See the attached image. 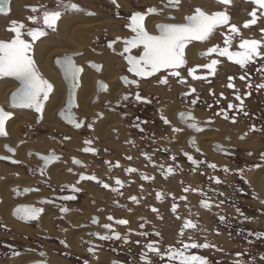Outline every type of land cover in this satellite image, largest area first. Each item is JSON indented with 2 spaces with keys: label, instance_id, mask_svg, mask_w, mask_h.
Returning <instances> with one entry per match:
<instances>
[{
  "label": "flooded vegetation",
  "instance_id": "obj_1",
  "mask_svg": "<svg viewBox=\"0 0 264 264\" xmlns=\"http://www.w3.org/2000/svg\"><path fill=\"white\" fill-rule=\"evenodd\" d=\"M101 1H105L108 4L110 0ZM68 2L76 3L70 0L65 3ZM241 2L245 4V7L240 8L239 11H245L248 19L241 23L231 22L232 20H230L228 25H224L221 30L218 29L212 34L211 40L204 41L207 47L202 52H207L209 48L216 45H219L221 49L225 47L224 40L229 37V29L233 24L239 29V34L233 38L230 51L239 50L238 45L241 38L245 37L244 33H248V36L244 39L264 40V32L261 31V29H264V17H261V12H264V9H258L252 3V0H241ZM77 4L85 8L84 5ZM32 7L35 6L25 7L30 12V16L34 15L31 12ZM253 9H257V23L255 25L250 24L248 28H244L243 25L252 19L250 13ZM89 10L90 12L92 11L91 9ZM88 12L85 10V12L81 13L89 16ZM229 15L234 17V13ZM35 26L37 25H33V27ZM10 27L7 28V31ZM8 32L13 35L10 31ZM138 54L135 53L134 55ZM200 57L202 60L206 59V61L202 63L188 61L186 66L178 69L188 81L187 85L179 83V77H169L167 85L159 84L157 82L158 78L167 75L165 71H161L152 77L140 78L132 77L124 70L121 78L127 76L129 80H137L139 87L136 84L126 85L121 79L122 84L126 87L125 92L122 93L118 100L101 102L100 97L102 95L95 96L94 101L91 102L92 106L99 103L97 107L100 110L115 115L121 120L120 127L111 131V139L113 142L121 144L124 147L123 149L121 147L120 149L109 148V146L106 147V145L101 144L93 128L88 127L89 124L93 126L95 120L93 121V118L90 117H82L79 112L73 110L72 112H74L77 122H81L83 125L80 131L82 133L86 132L82 137L83 146L78 149L86 157V161L84 162L78 157L59 150H53L48 153L49 155L41 154V156L53 154L59 156L60 159L50 162L51 164L49 163L47 168L53 164H70L68 169L66 168L61 172L71 175L76 180L72 182L70 180L63 185H56L45 177L47 168L43 174L41 173L40 169L44 167L42 160H40V166L32 169L29 165H23L25 166V170L23 169L24 173L37 179L36 186L31 189H38V191H35L37 193L42 189L52 192V194L39 197L35 203L37 207L33 205H22L20 207L42 208L43 212L40 216L44 214L45 210L53 212L54 215L58 214V216H54L53 223L55 218L58 217L57 220L62 219L65 221L66 226L71 227L63 232L53 234L58 239V241L56 240L58 243L64 240L68 244L66 238H64L68 231L76 232L82 230L85 232L77 238L78 250L69 244L66 247L70 251L68 256L70 261L55 257L52 254L45 256L36 254L38 261H56L55 264H78L79 262L84 264L87 260L89 264H93L98 263L99 257L105 253L111 258L110 264H145V261L141 259L142 256H146L151 264H168L166 257L161 260L155 253L149 252L145 245L152 243L156 248L161 249V252H164L169 247L182 248L183 244L180 241L183 240V243H189L188 236L191 235L197 243L207 242L210 244L207 249L190 250V254L206 258L209 264H248V234L251 233L255 237H258L257 234H259L248 228V218L250 217L248 215V197L251 199L257 198L256 191L250 182V175L253 171L264 169V89L255 87L259 83H264V75L261 74V71H258V69H264V60L258 59L255 63L242 69L239 65L229 61L227 57L218 56L216 53ZM121 58L124 57L121 55ZM211 59L219 61L215 74H210L209 69L204 66L210 63ZM189 69H195L192 76L188 75ZM241 75L245 76V80H240L239 77ZM194 76L201 77V79H193ZM229 77L233 78L231 83L234 84V88L227 87L230 82ZM142 82L146 83L148 87L156 88L154 90L156 93L148 94L142 88ZM198 84L203 86H198ZM248 84H252L253 87L249 88ZM189 86L195 87L196 92L190 96H185V92L190 90ZM159 88L165 89L166 95L162 94V90ZM174 90H176L175 97L171 98L169 95L173 94ZM136 92H139L149 102H137L135 100ZM237 93L244 99L243 111L237 110L239 106V101L235 100ZM123 94L127 95L129 99L124 100L122 98ZM196 98H198L197 102L193 104L192 100ZM229 104H233L234 107L229 109ZM172 106L176 108L174 119L177 125L172 123V118L167 113L172 109ZM195 110L206 113L207 117L199 119ZM221 110H223V113L216 115ZM64 111L62 109L58 116L64 117ZM244 112H247L248 115L245 116ZM181 113L185 115L192 114L195 120L182 121L180 119ZM224 114H227L229 119H224ZM161 116L166 117L170 124L165 125ZM233 119H235V123L232 122ZM62 121H65L66 126L74 127L72 124H67L66 120ZM191 122L197 123L198 127L202 128L203 131L198 132L189 127ZM173 127L180 128L182 131L174 133L172 131ZM253 128H255V131L252 130ZM219 130H226L230 134L238 136L239 143L256 137L259 148L252 150L250 147H244L240 144L236 145L229 138H225L223 142L214 140L212 143L209 142L206 147L198 144L197 136L199 134L207 131L218 133ZM186 134L189 135L186 136ZM193 140H195V146L192 144ZM86 141H91V143L87 144L85 143ZM180 141H183L184 145L177 147L180 145ZM84 148L94 149L95 154L91 151L84 152ZM205 148H208V150H205ZM207 151L211 155H215L216 159H213ZM188 156H192L197 161V164H192L188 160ZM128 157H131V159H128ZM219 158H222L224 163H220ZM73 159H79L81 164H74ZM2 162L12 164L10 161ZM210 164H215L217 167L213 169L209 167ZM170 167L173 172L167 173V169ZM70 168H72V171H69ZM128 168H135L137 171L129 173L126 171ZM225 168L228 171H225ZM98 173H101V175ZM81 174L95 175L98 179L108 183L110 187L109 189H104L94 181H82L77 185L76 182ZM145 176L149 178L144 179L143 177ZM116 179L121 180L122 186L115 184ZM217 179L220 180L219 184L215 182ZM73 185L79 187L81 191L72 192L71 188ZM112 188H118L120 194L118 195L112 191ZM186 189L187 191H185ZM11 190L12 195L16 197L31 193V191H25V189L20 190L18 187H12ZM94 191L95 195L92 193ZM157 193L160 194V199H157ZM69 195H74L76 199L71 201L63 199V197ZM132 196H136L139 203H134L131 200ZM182 196L186 197V199H181ZM83 198L84 201H88V208L78 205V202L83 201ZM41 201H51V203H41ZM205 203L209 204L210 207H203L202 205ZM47 204L52 207L46 209ZM173 204L177 205L175 213L171 210ZM61 207L68 208V213H61ZM94 207L97 212L90 213L93 212ZM111 207L114 208L113 211H110ZM152 208H156L157 211L153 212ZM14 213L15 210L12 212L11 217L23 225H28L32 237L23 235L19 239L10 227L3 225L1 222L0 224L10 229L15 236L8 237L12 242H6L4 244L6 248L0 247V250L4 249L6 251L7 248H10L12 251L13 247H18L20 249H16L18 252H14L13 257L20 255L33 256L35 254L30 252L28 245L36 247L34 248L36 251L39 250L38 248L41 246L38 244V240L42 237L37 236L42 235L41 231H48H45L40 226L38 219L25 221L18 219ZM69 215L80 217L77 226L66 221L65 218ZM108 216H112L114 218L113 221H109L107 219ZM177 216H179V219H177ZM220 217H224V222H221ZM93 218H96L99 223L93 224ZM116 219H127L129 224L124 226L117 225L115 224ZM188 221L196 224L197 227L195 229H183V225ZM104 224H111L112 228L119 232L122 237L127 235L128 243H125L122 239L101 241L97 236L92 235L93 233L109 234L108 230L102 227ZM26 225L24 226L28 227ZM182 229L185 232L183 237L180 236ZM140 233H146V235H140ZM34 239L37 241L36 244L33 241ZM16 240L21 244L17 243ZM250 242L252 243V241ZM225 244L228 246H225ZM0 245H3V243L0 242ZM236 245L241 251L236 250ZM89 247L94 248L95 255L88 252L87 249ZM15 253H19V255ZM57 261H61V263ZM51 262H47V264H54V262ZM32 264H36V262ZM173 264H176V262H173Z\"/></svg>",
  "mask_w": 264,
  "mask_h": 264
},
{
  "label": "snow or ice",
  "instance_id": "obj_2",
  "mask_svg": "<svg viewBox=\"0 0 264 264\" xmlns=\"http://www.w3.org/2000/svg\"><path fill=\"white\" fill-rule=\"evenodd\" d=\"M113 5L120 7L117 3V0H110ZM9 0H0V14H5L8 11L7 5ZM220 5H229L231 0H218ZM252 3L255 4L258 9H264V0H252ZM181 6V0H168L166 7L179 10ZM163 10H158L155 7H150L146 12L136 11L131 14L129 22L127 23V28L130 30L133 35L128 39H123V51L120 55L124 56L128 54L125 58L129 65L128 72L132 73L135 77L147 78L155 76L161 71H165L167 75L158 78V83L161 85H167L169 83V77H179V83L188 84V81L181 75V67L186 66L187 61L185 59V48L191 44L193 41H207L210 39L214 31L224 25H228L230 17L226 11H216L211 14L202 10L200 7H197L193 14H190L184 18V22H175V16L169 17V22L159 23L155 27L158 29L157 34H152L146 27V20L149 17H158L162 14ZM31 12L34 15L28 17L35 27H27L24 23H18L13 20L11 22V27L8 29L13 33L12 37L9 40H0V79L11 77L15 81L19 82L17 89L11 94L10 97V108L12 109H33L36 113H39V120L43 119V110L45 103L49 101L50 95L54 91V85L48 79H46L39 68L37 67L36 61L33 58L32 52L34 50V45L37 41H42L41 38L48 36L49 30L52 33L57 31L58 22L61 20L62 16L66 13H81L85 12V9L81 8L77 3L68 2L65 3L64 0H56V7L49 9L46 6L32 7ZM88 15H93L94 13L88 12ZM252 19L246 22L243 27L248 28L250 24L255 25L257 23V9H253L250 13ZM261 17H264V12H261ZM230 35L227 39L224 40L225 47L222 49L219 45L213 46L208 49V51L201 52L200 56H208L212 53H216L218 56L227 57V59L233 62L236 65H239L242 69H245L248 65L255 63L258 59L264 60V40L258 39H244L241 38V41L238 45L239 50L230 51L232 46L233 38L239 34V29L236 25L230 26ZM264 32V29H261ZM30 38V39H26ZM121 38L117 37L115 41L108 43L107 47L110 49L113 48V45L117 42H120ZM133 49H139L140 52L138 55H132ZM219 61L217 59H211L210 63L204 65L210 71V74H215L217 70V64ZM63 71L65 79L69 80L71 84L72 96L68 101V108L64 111L63 116L65 120L72 124L74 128L80 129L83 125L81 122H77L76 117L72 113L73 107H76L75 103V92L81 86V74L84 69L78 66L71 56L67 57L63 62ZM91 67L96 68L99 71V67L95 64H92ZM195 69H189L188 75L192 76ZM261 71V74L264 75V69H258ZM240 80H245V76L241 75ZM123 82L127 84H136L139 87L137 80H129L127 76L121 78ZM193 79H201V77H193ZM232 77H229V83L227 84L228 88H234V84L231 83ZM249 88L253 87L252 84L247 85ZM258 89H264V83H259L255 86ZM190 90L185 92V96H190L196 92L195 87L189 86ZM107 85L102 81L98 82V91H106ZM250 94V93H249ZM124 100H128L129 97L124 95L122 97ZM197 99H193L192 103L195 104ZM135 100L140 103H148L149 101L142 97L139 92L135 93ZM235 100L239 101L238 111H243L244 109V99L241 95L237 93L235 95ZM229 109L233 108V104L228 105ZM221 112H217L216 115H221ZM101 115L102 114H98ZM244 115L247 116L248 113L244 112ZM12 118V113L5 111L0 107V137H7L8 132L6 131V122ZM161 119L165 125L170 124V121L161 116ZM180 119L182 121H194L195 118L191 115H185L184 113L180 114ZM224 119H229L227 114H224ZM235 123V119L232 120ZM211 123V121H209ZM89 128L92 127L91 124L88 125ZM189 127L195 131H203L202 128L198 127L197 123H189ZM255 131V128L252 129ZM143 131V129H141ZM172 131L174 133H179L182 129L173 127ZM66 140H70V137H65ZM85 143L90 144L91 141H86ZM193 146H195V140L192 141ZM5 148L13 156L15 155V149L5 145ZM223 150V149H221ZM84 152L91 151L95 154L94 149L84 148ZM199 151V149H197ZM31 156L32 153H29ZM192 164H197V161L193 159L192 156L187 157ZM40 159L44 162V167L40 169L43 174L50 162L58 161L59 156L55 154L50 156H41ZM131 159V157H128ZM175 159V157H173ZM0 161H10L12 164H20L21 161L13 159L10 156L0 155ZM73 163L80 165L81 161L79 159H73ZM108 163V162H106ZM117 166H119L117 164ZM111 167V165H110ZM209 167L215 169L217 166L215 164H210ZM228 171L227 168L224 169ZM72 171V169H69ZM129 173H134L137 170L135 168H128L126 170ZM173 169L170 167L167 169V173H172ZM144 179L149 177L145 176ZM82 181H94L97 184L101 185L104 189H109V184L103 182L95 175H84L81 174L76 184H80ZM217 184L220 183V180L215 181ZM117 186H122V182L119 179L115 180ZM112 191L116 192L118 195L119 189L112 188ZM25 191H38V189H25ZM72 192H79L81 189L76 185H73L71 188ZM187 191V189L185 190ZM221 195H223L221 193ZM160 194L157 193V199H160ZM64 200H74L76 197L74 195H69L63 197ZM181 199H186V197H181ZM131 200L134 203H139L136 196H132ZM41 203H51V201H41ZM264 203V202H262ZM205 208H209L210 205L205 203L202 205ZM172 212L175 213L177 210V205L173 204ZM69 211L66 207H61L60 212L67 214ZM153 212H156V208H152ZM43 212L42 208L34 207H18L15 210L14 215L21 220L25 221H35L39 218L40 214ZM109 221H113L112 216H108ZM179 219V216H177ZM221 222H224V217H220ZM93 224H98L99 221L96 218L92 220ZM115 224L117 225H128L129 221L127 219H116ZM103 228L108 230L109 234L101 235L99 233H93L92 235L97 236L101 241L109 240H124L125 243H128V236H121V234L115 231L112 228L111 224L102 225ZM143 227V225H141ZM196 224L191 221L186 222L183 225V229H195ZM183 229L180 232V236L183 237L185 232ZM140 235H146V233H140ZM157 235H159L157 233ZM251 235V233H249ZM189 243H183V240L180 243L183 244L182 248H173L169 247L164 252H161V249L156 248L154 244H146L145 247L149 252L155 253L160 257L161 260L167 258L168 264H209V261L200 256L190 254L191 249L204 248L207 249L210 247V244L197 243L193 240L191 235L188 236ZM65 247H68V244L64 241H60ZM88 252L95 255V250L92 247H89ZM19 255V253H15ZM145 261V264H151L150 260H147L146 256L141 257ZM261 260H264V256L261 257ZM84 264H89L86 260Z\"/></svg>",
  "mask_w": 264,
  "mask_h": 264
},
{
  "label": "bare ground",
  "instance_id": "obj_3",
  "mask_svg": "<svg viewBox=\"0 0 264 264\" xmlns=\"http://www.w3.org/2000/svg\"><path fill=\"white\" fill-rule=\"evenodd\" d=\"M236 1H238V0H236ZM236 1H233V2H236ZM117 3L120 5L121 9L131 7L127 0H117ZM200 3H202L200 5V8L202 10L208 12V13L213 8L211 3L208 2L207 0H200ZM79 4H82L85 6V3H79ZM10 8H11V5H10ZM157 9L163 10L162 14L159 15L158 17H149L146 20V27L152 34H157L156 27H155L157 24L169 22L168 17L170 15L175 16V18H176L175 22H184V18L190 14H193V12L195 11V9H194V11H192L191 9L187 8L186 6L182 7L180 10H177V12H175L176 10H170L166 6H165V8H163V6H161V5H158ZM235 10H236V8H235ZM92 11H91V13L94 12V11L93 12ZM178 11H180V12H178ZM230 12H232V10ZM232 13H235V20L233 22L240 23L241 21H245L246 16H244V13H245L244 11L243 12H234L233 11ZM236 13H239V14H236ZM99 14H101V13H98V15ZM87 17L88 18H86L85 16H81L78 18L74 15L67 14L66 16L62 17L61 20L58 22V26H57L58 35L57 36H55V37L51 36V38L50 37L42 38L43 42L38 41L37 45H35V48L36 47L38 48L37 53L35 52V54H34V60L36 61L37 67L39 68L42 75L46 79H48L51 83H53V85H54V91L50 95L49 101H47L45 103V107L43 110V119H41V122L47 124V126H50L53 129L59 128L61 131L68 130V129L63 128L65 126L62 125L59 121L55 120V118H54V117H56L55 115H58V113L62 109H64V105L66 103L65 100L67 97V92H66L67 88H66L65 84L63 83V80H62L59 72L57 71L56 68L53 67L52 61H53V59L59 57L57 55H60V54H64L67 56L70 54L84 53L83 56L80 59H78V61L76 60V58L74 59L76 64L79 66H82L83 62H86V61L92 62L93 61L92 63H95V64L101 66V71L99 73H97L95 71L93 72L91 69H87V68H84L82 66L84 71H83L82 77H81V87L79 88L78 95H77V102H78L77 112L79 110V114L82 117H90V118L95 119L99 116V117L104 118V119L108 118V121H106L107 124L105 127H103L104 123L102 124V121L104 119H102L100 121L97 120L95 122V124H93L92 128H93V131L96 134L97 138H99L98 140L100 141L101 144L106 145V147L109 146V148L110 147L113 148L114 145L111 144L110 142H108L106 139V136H108V135L104 136L103 134H104V132H109L110 129H113V128L120 126L121 123L116 119V117L108 116L104 111H94L93 106H91V102L93 101V99L95 97V94L97 91V82L100 79L103 80L107 84V88H108L103 94H101L102 96L100 97V100L103 97V95H105L106 93L108 94V96L110 93L112 96V99H114L115 101L119 99V97L122 95V93L125 92V87H126L121 82V74L123 72L122 70L127 71L128 64L123 60L124 58L120 62V60L113 58L111 54H105L104 56L103 55L100 56L97 53H92L91 50L86 48V47H88V44L86 43L84 45L83 40L86 39V36L89 33V31L93 32V31L97 30V27H101L103 25L108 26L110 24V20L108 18L104 17V15L103 16H101V15L97 16V14L94 13L93 15H89ZM229 17H230V20H232V18H231L232 16L229 15ZM230 20H229V22H230ZM109 26H111V25H109ZM222 28H223V26L222 27L220 26L214 32H216L218 29L221 30ZM116 36H119V35H116ZM212 37H213V35L210 37L209 40H211ZM1 38H3V39L8 38L9 39V38H11V36H7V34L4 32V30L0 29V39ZM122 39H125V38L122 37ZM209 43H213V42H209ZM205 45H206V43H204V42H202V43L201 42L191 43L185 50V58H186L187 62L189 61L192 63H202V62L206 61V59L202 60L200 57V53L202 52L203 49H205L204 48ZM115 48L119 49L120 51H118V52L121 53L123 46L122 47L120 46V48H119V46L116 45ZM40 51H42V52H40ZM32 55H33V53H32ZM48 55H49V57H47ZM45 57H47V58H45ZM96 61H97V63H96ZM193 66H195V65H193ZM187 67H188V65H187ZM228 68H230V67H228ZM119 81L121 82L122 85L118 84ZM142 83H141L142 88L148 94L156 93L154 91L156 88L154 89V88L148 87V85L146 83H143V84ZM199 85L200 84H198V86ZM18 86H19V83L17 81H15L14 79H10V78L0 79V107H2L5 111H8L6 109V107H7V105H9L8 101H9V97H10L11 93H13L17 89ZM200 86H203V85H200ZM159 89L162 90V94L166 95L165 89H163V88H159ZM175 94H176V90H174L173 94H171L169 96L171 98H174ZM16 110H20V109H14V111H12V112L10 111L12 113V118L6 122V131L9 133L8 136L0 138V155L8 156V154H5V152L7 150L5 148V145H8V146H10L16 150L15 155L13 156V157H15L14 159L20 160L21 162H23L25 164H35L37 166L38 165L40 166L41 165L40 161L36 160L35 156H30L29 153L36 154V155L37 154L47 155L48 153H50L49 149L45 148V146H46L45 141L42 140L43 138H40L41 140H39L38 142L28 141V140H25L23 138V135L21 134V127L22 126L24 127V125L29 124L31 122V120L34 118V116L36 117V119H38V116L40 114L36 113L34 111L37 115H34V114L32 115V114L28 113L27 111L22 112V111H16ZM21 110H25V109H21ZM98 114H102V116L98 115ZM168 115L172 118L171 121L173 123L174 122L173 115H171L169 113H168ZM196 115L199 117V119H204L206 117V114H204L203 112H201L199 110L196 111ZM175 125H177V124L175 123ZM103 128H105L107 131L106 130L103 131ZM214 133L215 132H213V131L211 133L209 131H207L205 133L199 134L197 136V141L199 142L198 144L201 146H204V147L208 146L209 143H204V142L210 138V135L215 137ZM122 140H124V139H122ZM248 144H246L245 147H252V148L255 147V144L253 142H249ZM103 147H105V146H103ZM120 147L122 149L124 148L121 145H120ZM117 148L120 149L119 147H117ZM207 149L208 148H205V150H207ZM211 156L213 159H216L215 155L214 156L211 155ZM219 160H218L219 162H221V163L223 162V159L219 158ZM69 165L68 164H56V165L54 164L53 166H49L47 168V169H49L47 176L49 177L50 181L56 185H63L64 183H67L68 181H70L71 176L65 177L63 175H59V173L61 172V169H63V170L66 168L68 169L70 167ZM87 167H88V165H87ZM70 169H72V168H70ZM89 169H90V167H89ZM4 173H6L4 176L5 178L0 180V197H1V199H0V201H1L0 202V218L2 219L4 224H6L7 226H12L14 229L13 228H11V229H13V231L16 234L19 235V232H23L26 234L28 232V230H25L24 228H22L21 224H17V222L11 218L12 209H14L15 207H19L21 205H24V206L25 205H29V206L33 205L36 203V200L39 197H42V195H45L46 193L44 191H41L38 193L31 191V193H29V195L24 194V195H19L17 197L13 196L11 193L12 191H10V189L12 187H18V188H20V190L21 189H27L28 187L32 186V184L34 182L31 179H28V177L26 175H24L25 173L18 170V169H13V168H10L8 166H3L2 170L0 171V177H2ZM98 174L101 175V173H98ZM250 182H251L252 187H254V189L256 191H258L261 198L264 199V192H263L264 190H262V187H264V170L261 169V170L253 171L252 174L250 175ZM93 194H96V193H93ZM70 216L71 215L68 216L67 220L77 226V222H78L77 219L73 222L71 220ZM38 221L44 230L50 231L52 234L57 233V232L55 233V231L52 229V226L50 225L51 224L50 219L49 218L45 219L43 214L41 216H39ZM78 233H80V235L78 236V237H80L85 232L80 230ZM78 237L73 234V231L72 232L68 231L64 238H66V241L68 242L69 245H71L74 249L78 250L79 249L77 246V238ZM53 259H55V258H53ZM110 259L111 258L109 255L103 253V255H101V257H99L98 263H93V264H110ZM35 262H37V260L31 258L30 256L20 255V256L11 258L9 264H32ZM52 262H54V261H52ZM55 262H54V264H55ZM57 262L61 263V261H57Z\"/></svg>",
  "mask_w": 264,
  "mask_h": 264
},
{
  "label": "rangeland",
  "instance_id": "obj_4",
  "mask_svg": "<svg viewBox=\"0 0 264 264\" xmlns=\"http://www.w3.org/2000/svg\"><path fill=\"white\" fill-rule=\"evenodd\" d=\"M36 1L37 0H12L11 3H10L11 8H10V5H9L8 11L5 14H0V29H3L4 32L7 34V36H11L12 37V34H10L7 31V28L10 27V24H11V22L13 20L17 21L18 23H22L23 22L25 24L26 28L27 27H33L32 22L29 21V19H27V17L30 16L29 15L30 12L28 11L27 8L25 9L26 6L39 7V6L43 5V6H46L47 8H49V9L56 7V0H38L37 2ZM66 1H68V0H64V2H66ZM70 1H74L76 3H85V8H83V9H85L86 11H90L89 9H91V10L94 11L95 14H97V16H99V15L103 16L104 15V17H106V18H108L110 20V24L109 25H111V26H109V25L108 26L103 25L101 27H97V30H95L93 32H90L89 31V33L86 36V39L83 40V44L85 45L87 43L88 44V47H86V46L85 47L87 49L91 50L92 53H97L100 56H102V55L104 56L105 54H111L113 58H115L117 60H120V62H121L123 58L120 57L121 56L119 54L120 52L118 53L120 56L116 55V53H115L116 51H120V50L117 49V48H115V46H114L115 51L110 50V49H107L108 42L114 41L117 37H120V38H122V37L129 38L130 36H132V34L128 30L125 29V27H126V25L128 23L127 20L129 19V17L131 16L132 13H134L136 11L145 12V10L148 9V8H150V7L157 8L158 5L163 6V4H164V7H165L167 5V1L168 0H127L128 3H129V5L131 7L130 8H124V9L123 8L121 9V7H118L117 8L116 5H113L110 1H108V4H107V2L101 1V0H88V1L87 0H70ZM207 1L210 2L211 5H212V7H213L212 10L209 12V14H211L213 12H216L217 10H223V7L222 6H219V5H216V4L212 3L210 0H207ZM232 1H236V0H232ZM240 1L241 0H238L236 2H232L233 5H234V3H236V5H234L233 8L230 9V11L232 10V12L233 11L234 12H243V11H239V10H240V8L245 7V4L243 6ZM201 4L202 3H200V0H186V1H181L180 9L182 7H184V6H186L187 8L191 9L192 11H194V9H196V7H200ZM235 8H236V10H235ZM230 11H229L228 14L232 13ZM175 12H177V10ZM178 12H180V11H178ZM98 13H101V14L98 15ZM67 14L74 15V16H76L78 18L81 17V16H85L86 18H88L85 13H72V12H69ZM67 14H65L64 16H66ZM236 14H239V13H236ZM64 16H62V17H64ZM244 16H246L245 17V20H247L248 19V16H247V13L246 12L244 13ZM231 18H232V21L231 22H233L235 20V13H234V17L232 16ZM19 21H21V22H19ZM49 32L50 33L48 34V36L43 37V38H48V37L51 38V36L55 37V36L58 35V32L57 31L55 33H52L51 31H49ZM116 35H119V36H116ZM244 36L245 37L248 36V33H244ZM25 38L26 39H30V38H27V37H25ZM9 39L8 38H5V39L1 38L0 40H9ZM37 43H38V41L35 43V45H37ZM35 45H34V50H33L34 52H32L33 53V58H34L35 52L37 53V50H38L37 47L35 48ZM116 45H118L119 48H120V46L121 47L123 46L122 43H117ZM206 47L207 46L205 45L204 48H206ZM40 52H42V51H40ZM139 52H140V50H136L133 53L134 54L135 53L137 54ZM57 56H66V55L60 54V55H57ZM67 56H69V55H67ZM47 57H49V55ZM47 57H45V58H47ZM80 58L81 57L76 58V60L78 61V59H80ZM89 62L88 61L83 62L82 63V66L84 68L90 69L89 67L85 66L86 63H89ZM52 63H53V61H52ZM96 63H97V61H96ZM53 67L55 68L54 65H53ZM122 71H124V70H122ZM118 84H121V82L119 81ZM66 92H67V89H66ZM95 96H96V94H95ZM94 99H95V97H94ZM94 99H93V101H94ZM108 100L115 101L114 99H112V96H111L110 93H109V96L106 93L101 98V102H106ZM8 104H9V101H8ZM98 105H99V103L94 104V106H93L94 111H103V110H100L97 107ZM6 109L9 112L10 111L11 112L14 111V109L10 108L9 105H7ZM175 110H176V108L174 106H172V109H170V111L168 113L171 114V115H173V117H174V114L176 112ZM16 111H22V112H26L27 111L28 113H30L32 115L33 114L34 115H37L33 111V109H25V110H21L20 109V110H16ZM74 111L77 112V109H74ZM106 114L108 116H114V117H116L115 115H112V114H108V113H106ZM204 114H206V113H204ZM55 116H56V117H54L55 120L59 121L62 125L65 126L63 128L68 129L69 131L68 130L61 131L59 128L58 129L57 128H54L53 129L50 126H47V124L41 122V120H39V122H38V119H36V117L34 116V118L31 120V122L29 124L24 125V127L23 126L21 127V134L23 135V138L25 140L33 141V142H38L39 140H41L40 138H43L42 140H44L45 143H46L45 148L46 149H49V152L50 151H53V150H56V151H58V150L59 151H64V153H67V154L69 153L70 155L75 156V157H78V158L82 159V161L85 162L86 161V157L78 149L83 146V138L82 137L85 135L86 132L85 133L84 132L82 133L80 131V129H75L74 127H69L68 125L66 126L65 123L62 120H60V119L57 118V115H55ZM206 117H207V114H206ZM102 119H104V118H101V117L98 116L97 118L93 119V121L95 120V122H96L97 120L100 121ZM116 119L121 123V120L120 119H118L117 117H116ZM106 121H108V118H106V119H104L102 121V124L104 123L103 127L106 126V124H107ZM95 122L93 124H95ZM175 122L176 121L174 119V122H173L174 125H175ZM118 127H120V126H118ZM118 127H116V128H118ZM116 128H113V129H116ZM113 129H110L109 132H104L103 135L104 136L105 135H108V136H106V139H107L108 142H110L111 144L114 145L113 148H117V147L120 148V145L121 144H117V143L113 142L112 139H111L112 138L111 137V131ZM105 130L106 129L103 128V131H105ZM209 132L211 133L212 131H209ZM214 134H215V137H213L212 135H210V138L207 139L204 143H209V142L212 143V141H214V140L223 142L225 138L226 139L229 138L230 141H232L236 145H239L240 144V145H243L245 147V145L248 144L249 142H253L255 144V147L254 148L250 147V148L252 150H257L259 148V145L257 143V138L256 137L250 138L249 141L247 140V141H243V142H240L239 143L238 136H236L234 134H230L226 130H219L218 133L215 132ZM188 135L189 134H186V136H188ZM65 137H70L71 139L67 142V140L65 139ZM179 144L180 145H178L177 147H179V146L182 147L184 145V142L183 141H180ZM5 154H8V156H11V158H13V159L15 158L7 150H6ZM31 156H35V159L38 160L37 157H36V154H32ZM210 156H211V154H210ZM220 159H222V158H220ZM68 163H69V161H68ZM222 163H224V161ZM24 164L25 163L21 162L20 164H17V165H20V166H17L16 164H9V163L0 161V171L2 170L3 166H8V167L13 168V169H18V170H20L22 172H24L23 169L27 165H29V167L31 169L34 168V167H38L39 166V165L37 166L35 164H25V166H23ZM53 165H50V166H53ZM48 170L49 169H46L47 173H48ZM62 170L63 169H61V171ZM5 174L6 173H4L2 177H0V180L5 178L4 177ZM24 175H26L28 177V179H31L34 182L32 184V186L28 187L27 189H31L32 187L36 186L37 179L32 178L31 175H29V176L27 174H24ZM59 175H63L65 177L71 176V175L64 174L63 172H60ZM45 177L47 179H49V177L47 176V174L45 175ZM70 180L72 182V181L76 180V178H73L71 176ZM11 189H10V191H12ZM94 189L96 191H98L96 188H94ZM262 190H264V187H262ZM41 191H44L46 193L45 195H42V196H49V195L52 194V192H48V191H45V190H42V189H41ZM32 192H35V191H32ZM93 193H95V191ZM93 195H95V194H93ZM256 197L257 198H253V199H251L250 197H248V215L250 216L248 218V228H250L253 231L259 233V234H257L258 237H255L253 234H251V235L248 234V264H264V260H261V257L264 256V236H263L264 235V203H262V202H264V199L261 198V196L259 195L258 191H256ZM83 201H84V198H83ZM83 201H79L78 202V205H80L81 207H84V208H88V201H84V202ZM89 205H90V203H89ZM33 206L34 207H37L36 204H33ZM46 206H47V207H45L46 209H49V208L52 207V206H50L48 204ZM73 206H71V207H73ZM90 207H92V206H90ZM16 208H18V207H15L14 209H12V212L14 210H16ZM72 209H74V208H72ZM113 210H114V208L111 207L110 208V211H113ZM96 212H97V210L95 208L93 210V212H90V213H96ZM55 215L58 216V214H55ZM55 215H54L53 212H51L49 210H45V212L43 214V216H44L45 219H47V218L50 219V223H51L50 225L52 226V229L55 231V233L56 232H59L60 233V232H63L65 230H67L68 228H71L70 226H66L64 220H62V219H58L57 220L58 217L55 218V222L54 223H58L59 225L58 224H54L53 223V219H54V216ZM72 215L70 216L71 217V220L74 222L77 219V221H78L77 222V225H78L79 224L80 217L77 216V215H75V216H72ZM94 215H96V214H94ZM11 218L14 221H16L13 217H11ZM67 218H68V216H66L65 219H66L67 222H69L67 220ZM103 219H104V217H103ZM1 222H2L3 225L7 226L6 224H4V222L0 218V223ZM16 222H17V224H21L22 228H24L25 230H28V232L26 234L23 233V232H19V235L16 234V237H18L19 239H21V237L23 235L24 236L30 235L29 237H32L31 231L29 230V226L28 225L24 224V225L28 226V227H25L22 223H20L18 221H16ZM2 224H0V242L3 243V245H0V247H3L4 248L5 247L4 244H6V242H8V243L9 242H12L10 239H8V237L15 236L14 235L15 232L14 231H13L14 233L11 232L10 229L3 227ZM7 227L13 228L12 226H7ZM58 227H60V228H58ZM48 232H50V231H48ZM48 232L41 231L42 235H38L37 234L38 235L37 237H42V238H40V240H38L39 241L38 244L41 246L40 248H38L39 250L36 251V249H34L36 247H34L32 245H28V248H30L29 249L30 252L35 254V255H33V257L32 256H30V257L38 261L39 259L36 256V254L38 256H45V255L52 254L55 257L62 258L64 260L65 259L69 260L68 259V256L70 254V251L68 249H66V247L63 244L58 243L57 242L58 239H56L55 236H53V234L48 233ZM78 232L79 231L73 232V234L78 237L80 235V233H78ZM33 241H34L35 244L37 243V241L35 239ZM250 241H252V243ZM16 242L19 243V244H21L18 240H16ZM225 246H228V245L225 244ZM239 247H241V246H239ZM7 249H6V251L4 249L3 250H0V262H1L0 264H2V263L3 264H9L10 263L9 260H10V258H13L14 252H18L16 249H20V248L13 247L12 248V251L10 250V248H7ZM236 250L237 251H241L240 249L237 248V245H236ZM25 256H27V255H25ZM45 262L38 261V262H36V264H47V262H51V261H45ZM78 264H80V262Z\"/></svg>",
  "mask_w": 264,
  "mask_h": 264
},
{
  "label": "water",
  "instance_id": "obj_5",
  "mask_svg": "<svg viewBox=\"0 0 264 264\" xmlns=\"http://www.w3.org/2000/svg\"><path fill=\"white\" fill-rule=\"evenodd\" d=\"M11 1L12 0H9V3H8V5H7V8L9 7V5H10V3H11ZM181 1H186V0H181ZM212 3H214V4H216V5H219V6H222L223 7V10H221V11H226L227 12V14L229 13V11H230V9L231 8H233V4H232V2L233 1H231V3L229 4V5H220L219 3H218V0H210ZM167 3H168V1H167ZM163 7H164V4H163ZM165 8V7H164ZM170 10H176V9H173V8H169ZM147 10V9H146ZM146 10H145V12H146ZM90 12V11H89ZM133 14V13H132ZM170 16H172V15H170ZM169 16V17H170ZM169 17H168V19H169ZM130 18V17H129ZM128 22H129V19L127 20ZM125 29L126 30H128L129 32H130V30L127 28V26L125 27ZM156 31L158 32V29L156 28ZM131 33V32H130ZM132 35H133V33H131ZM131 37V36H130ZM129 37V38H130ZM117 39V38H116ZM115 39V40H116ZM125 39H128V38H125ZM114 40V41H115ZM123 39L121 38V41L120 42H117V43H122V45H123ZM112 42V41H111ZM193 42H201V41H193ZM192 42V43H193ZM117 43H115L114 45H116ZM108 45V44H107ZM114 45H113V47H114ZM190 45V44H189ZM188 45V46H189ZM187 46V47H188ZM123 47H124V45H123ZM186 47V48H187ZM108 48V47H107ZM186 48H185V50H186ZM108 49H110V48H108ZM110 50H112V49H110ZM137 49H133L132 50V55H134V51H136ZM139 50V49H138ZM122 51H123V49H122ZM116 53V55H118V56H120L118 53V51H116L115 52ZM206 53V52H205ZM83 54L84 53H77V54H70L69 56H71L72 57V59L74 60L75 58H79V57H82L83 56ZM213 54V53H212ZM128 54L126 53L123 57H124V61L127 63V60H126V56H127ZM69 56H62V57H57V58H55V59H53V65L55 66V68L57 69V71L59 72V74H60V76H61V78H62V80H63V82H64V84H65V86H66V88H67V101H66V103H65V105H64V110H66L67 108H68V101H69V99L71 98V96H72V90H71V84H70V82H69V80H67V79H65V76H64V71H63V66H62V62L67 58V57H69ZM209 56V55H208ZM121 57V56H120ZM75 61V60H74ZM76 63V62H75ZM92 64H95V63H92V62H89V63H87L85 66H87V67H89L91 70H93V71H95V72H97V73H99L100 71H101V66L100 65H97V64H95L97 67H99V71H97V69L96 68H93V67H91V65ZM128 64V63H127ZM79 66V65H78ZM80 67H82V66H80ZM83 68V67H82ZM128 68H129V65H128ZM127 71H128V69H127ZM83 73V72H82ZM129 73V72H128ZM130 75H132L133 76V74L132 73H129ZM81 77H82V74H81ZM135 77V76H134ZM6 78H10V79H14V78H11V77H6ZM103 82L104 84H106L103 80H98V82ZM18 82V81H17ZM98 82H97V91H96V97L97 96H100L102 93H104L105 91H98ZM19 83V82H18ZM107 85V84H106ZM81 87V86H80ZM79 87V88H80ZM79 88L76 90V92H75V103H76V107H73V109H72V111L74 110V109H77L78 108V102H77V95H78V90H79ZM108 89V88H107ZM12 94V93H11ZM10 97H11V95H10ZM10 97H9V105H10ZM19 109V108H18ZM24 109H27V108H24ZM34 111V110H33ZM73 113V112H72ZM74 115V114H73ZM75 116V115H74ZM57 118L58 119H60V120H65V118L64 117H61V116H58L57 115ZM65 122V121H64ZM66 123L67 124H70V123H68L67 121H66ZM0 138H2V137H0ZM36 157H37V159H38V161H40L41 159H40V157H41V155H39V154H37L36 155Z\"/></svg>",
  "mask_w": 264,
  "mask_h": 264
},
{
  "label": "crops",
  "instance_id": "obj_6",
  "mask_svg": "<svg viewBox=\"0 0 264 264\" xmlns=\"http://www.w3.org/2000/svg\"><path fill=\"white\" fill-rule=\"evenodd\" d=\"M241 2V1H240ZM241 4L244 6V4L241 2Z\"/></svg>",
  "mask_w": 264,
  "mask_h": 264
}]
</instances>
